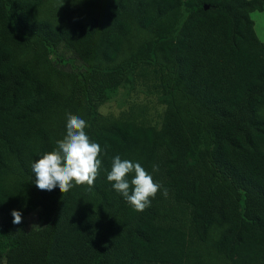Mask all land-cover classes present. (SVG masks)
Here are the masks:
<instances>
[{
  "label": "trees",
  "instance_id": "1",
  "mask_svg": "<svg viewBox=\"0 0 264 264\" xmlns=\"http://www.w3.org/2000/svg\"><path fill=\"white\" fill-rule=\"evenodd\" d=\"M256 11L264 0H0V264H264ZM138 81L163 107L156 125L99 111ZM68 113L102 170L91 188L40 190L31 165ZM117 155L163 186L143 212L107 180Z\"/></svg>",
  "mask_w": 264,
  "mask_h": 264
},
{
  "label": "clouds",
  "instance_id": "2",
  "mask_svg": "<svg viewBox=\"0 0 264 264\" xmlns=\"http://www.w3.org/2000/svg\"><path fill=\"white\" fill-rule=\"evenodd\" d=\"M88 126L80 116L67 114L64 137L56 141L53 151L45 153L31 165L38 189L52 191L58 187L61 193H67L74 186H94L102 170L104 149L90 140L85 131ZM158 170V166L153 165V171ZM107 180L137 212L151 207L152 199L163 188L139 162L122 160L119 155L112 159ZM162 194L167 197V189H163ZM11 215L13 224L22 223L21 211L13 210Z\"/></svg>",
  "mask_w": 264,
  "mask_h": 264
},
{
  "label": "rangeland",
  "instance_id": "3",
  "mask_svg": "<svg viewBox=\"0 0 264 264\" xmlns=\"http://www.w3.org/2000/svg\"><path fill=\"white\" fill-rule=\"evenodd\" d=\"M250 17L255 23L260 40L264 42V11L253 12ZM147 89L143 81H138L134 88L128 85L123 86L109 102L100 107L99 111L114 117L135 113L140 121L156 125L160 121L163 107L158 103L155 95L146 91ZM24 221L28 229L44 226L39 210L25 217Z\"/></svg>",
  "mask_w": 264,
  "mask_h": 264
},
{
  "label": "water",
  "instance_id": "4",
  "mask_svg": "<svg viewBox=\"0 0 264 264\" xmlns=\"http://www.w3.org/2000/svg\"><path fill=\"white\" fill-rule=\"evenodd\" d=\"M206 9H208V7H206Z\"/></svg>",
  "mask_w": 264,
  "mask_h": 264
},
{
  "label": "crops",
  "instance_id": "5",
  "mask_svg": "<svg viewBox=\"0 0 264 264\" xmlns=\"http://www.w3.org/2000/svg\"><path fill=\"white\" fill-rule=\"evenodd\" d=\"M256 29V28H255ZM258 35V34H257ZM259 37V36H258Z\"/></svg>",
  "mask_w": 264,
  "mask_h": 264
}]
</instances>
